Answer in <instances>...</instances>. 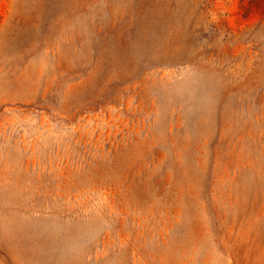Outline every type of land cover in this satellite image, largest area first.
I'll return each mask as SVG.
<instances>
[{
	"label": "rangeland",
	"instance_id": "374dc122",
	"mask_svg": "<svg viewBox=\"0 0 264 264\" xmlns=\"http://www.w3.org/2000/svg\"><path fill=\"white\" fill-rule=\"evenodd\" d=\"M0 264H264V0H0Z\"/></svg>",
	"mask_w": 264,
	"mask_h": 264
}]
</instances>
